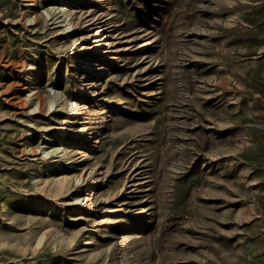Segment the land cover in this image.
<instances>
[{
    "label": "rangeland",
    "instance_id": "obj_1",
    "mask_svg": "<svg viewBox=\"0 0 264 264\" xmlns=\"http://www.w3.org/2000/svg\"><path fill=\"white\" fill-rule=\"evenodd\" d=\"M0 264H264V0H0Z\"/></svg>",
    "mask_w": 264,
    "mask_h": 264
},
{
    "label": "bare ground",
    "instance_id": "obj_2",
    "mask_svg": "<svg viewBox=\"0 0 264 264\" xmlns=\"http://www.w3.org/2000/svg\"><path fill=\"white\" fill-rule=\"evenodd\" d=\"M96 65H100V64L97 63ZM92 80H95V78H93ZM36 83H37V81L33 78L32 81H31L30 87H34ZM30 87H27V89H29ZM40 103H41V105H43L45 103V100L41 99ZM88 143H91V141H88ZM90 146H92V144ZM88 148H90V147H84L83 149H88Z\"/></svg>",
    "mask_w": 264,
    "mask_h": 264
}]
</instances>
